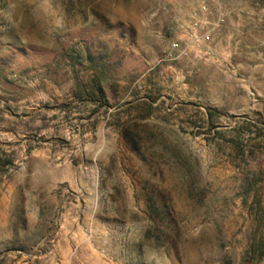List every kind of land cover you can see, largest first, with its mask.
Returning <instances> with one entry per match:
<instances>
[{"label": "rangeland", "instance_id": "1", "mask_svg": "<svg viewBox=\"0 0 264 264\" xmlns=\"http://www.w3.org/2000/svg\"><path fill=\"white\" fill-rule=\"evenodd\" d=\"M169 8L0 0V264H264V28Z\"/></svg>", "mask_w": 264, "mask_h": 264}, {"label": "crops", "instance_id": "2", "mask_svg": "<svg viewBox=\"0 0 264 264\" xmlns=\"http://www.w3.org/2000/svg\"><path fill=\"white\" fill-rule=\"evenodd\" d=\"M170 3L169 29H172L181 39L186 38L189 27L190 12L195 9L201 0H164ZM225 22L221 29L214 34L212 43L214 47L223 48L225 44L242 45L248 35L255 29L264 28V5L259 0H221ZM256 32V31H255ZM243 35L246 38H243ZM58 223V231L54 239L50 254L57 258V264H70V220ZM46 258L47 256H43ZM67 260V261H66Z\"/></svg>", "mask_w": 264, "mask_h": 264}, {"label": "built area", "instance_id": "3", "mask_svg": "<svg viewBox=\"0 0 264 264\" xmlns=\"http://www.w3.org/2000/svg\"><path fill=\"white\" fill-rule=\"evenodd\" d=\"M213 14L215 18L211 20ZM224 22L221 0H203L190 12L187 33L196 42H205L210 40Z\"/></svg>", "mask_w": 264, "mask_h": 264}, {"label": "trees", "instance_id": "4", "mask_svg": "<svg viewBox=\"0 0 264 264\" xmlns=\"http://www.w3.org/2000/svg\"><path fill=\"white\" fill-rule=\"evenodd\" d=\"M264 2V0H262ZM128 140V142L132 145V148L134 149V151L136 153H139L138 150L135 148V146H133V142H131V140H129L128 138H126Z\"/></svg>", "mask_w": 264, "mask_h": 264}]
</instances>
